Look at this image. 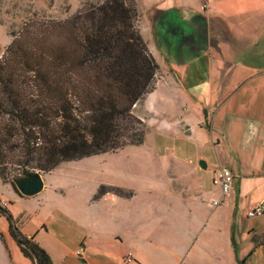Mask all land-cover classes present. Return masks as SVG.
Instances as JSON below:
<instances>
[{"label":"crops","instance_id":"1","mask_svg":"<svg viewBox=\"0 0 264 264\" xmlns=\"http://www.w3.org/2000/svg\"><path fill=\"white\" fill-rule=\"evenodd\" d=\"M136 2L160 75L133 113L146 132V121L157 127L162 169L148 175L160 178L139 188L111 185L128 195L94 193L92 216L73 219L72 234L46 244L37 239L43 227L20 230L53 264H238L252 249L253 259L264 253V215H246L264 200V0ZM219 166L234 180L230 196L214 205ZM6 235L10 264L15 257L33 264L8 227Z\"/></svg>","mask_w":264,"mask_h":264},{"label":"trees","instance_id":"2","mask_svg":"<svg viewBox=\"0 0 264 264\" xmlns=\"http://www.w3.org/2000/svg\"><path fill=\"white\" fill-rule=\"evenodd\" d=\"M138 16L136 0H86L67 18L34 13L11 31L0 55V179L20 196L19 177L143 143L133 107L154 89L160 65ZM105 192L129 194L100 185L94 198ZM0 216L24 257L53 264L1 200ZM252 252L238 263L249 264Z\"/></svg>","mask_w":264,"mask_h":264},{"label":"rangeland","instance_id":"3","mask_svg":"<svg viewBox=\"0 0 264 264\" xmlns=\"http://www.w3.org/2000/svg\"><path fill=\"white\" fill-rule=\"evenodd\" d=\"M85 1L0 0V55L12 39L11 31L18 30L22 22L32 17L34 13L39 16L63 19L76 12ZM138 29L140 31V28ZM146 124V141L143 144L127 146L116 152H103L59 163L46 174L43 190L32 197L23 194L20 196L16 193L17 196L24 197L16 198L12 186L3 183L0 179V199H4L1 201L10 208L19 229L33 234L43 227L37 239L41 244H46L56 238L58 233L72 234L71 229L75 227L71 225L73 219L86 220L92 216L93 201L91 198L101 184L128 185L139 188L146 185L150 179L160 178V176L148 175L151 172H161L162 166L156 157L157 152H160V145L154 143L158 134L157 127L156 125L153 127L152 122L147 123L146 121ZM203 199L205 207L208 208L212 200L210 191L203 195ZM7 227L6 218L0 216V233L2 234L0 264H10L5 241V238L9 239V235H6ZM239 239L237 235V250L241 245ZM251 256L250 261L248 260L249 264L251 262L252 264H264V253H257L253 259ZM12 262L21 264L18 257L12 259Z\"/></svg>","mask_w":264,"mask_h":264},{"label":"built area","instance_id":"4","mask_svg":"<svg viewBox=\"0 0 264 264\" xmlns=\"http://www.w3.org/2000/svg\"><path fill=\"white\" fill-rule=\"evenodd\" d=\"M233 180L234 174L232 173V170L230 168L219 166L214 170L212 181L214 185L218 186L220 190V197L213 200L214 205H219L224 199L230 196L232 192ZM2 205L5 206V202H2ZM246 215L248 217L264 215V200L248 209Z\"/></svg>","mask_w":264,"mask_h":264},{"label":"water","instance_id":"5","mask_svg":"<svg viewBox=\"0 0 264 264\" xmlns=\"http://www.w3.org/2000/svg\"><path fill=\"white\" fill-rule=\"evenodd\" d=\"M200 165L205 166V162L200 161ZM15 184L19 189L20 193L25 196H33L39 193L44 186L41 174H33L19 177L15 180Z\"/></svg>","mask_w":264,"mask_h":264}]
</instances>
